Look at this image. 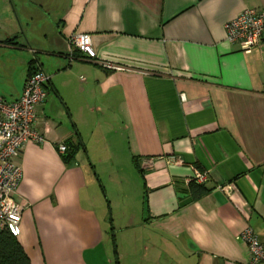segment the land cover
Listing matches in <instances>:
<instances>
[{
  "label": "crops",
  "instance_id": "crops-1",
  "mask_svg": "<svg viewBox=\"0 0 264 264\" xmlns=\"http://www.w3.org/2000/svg\"><path fill=\"white\" fill-rule=\"evenodd\" d=\"M249 7L264 0H0V95L50 76L34 125L47 141L17 158L31 264L248 261L237 234L264 239V38L245 52L225 25ZM103 164L125 179L114 198L98 187ZM196 169L209 178L191 187Z\"/></svg>",
  "mask_w": 264,
  "mask_h": 264
},
{
  "label": "built area",
  "instance_id": "built-area-1",
  "mask_svg": "<svg viewBox=\"0 0 264 264\" xmlns=\"http://www.w3.org/2000/svg\"><path fill=\"white\" fill-rule=\"evenodd\" d=\"M225 29L228 42L239 45L245 52H251L261 45L264 38V10L245 8L226 23ZM70 42L89 57L98 56L91 34L75 32ZM49 82L48 73L37 69L29 75L19 99L8 101L0 95V227H6L15 236L21 232L23 214L27 207L25 201L17 199L18 188L24 179V170L17 163V158L26 142L47 141L46 134L40 133L34 125L38 118V107L48 95L46 87ZM68 149L66 143L58 145L61 154L67 153ZM177 160L174 156L171 158V161ZM153 163V158L144 157L141 160L143 168L151 167ZM208 178V173L196 169L194 177L185 183L204 184ZM234 188L233 183L217 186L218 190L227 194L233 193ZM237 239L248 248L249 259L245 264H264V239L252 227L248 226L239 232Z\"/></svg>",
  "mask_w": 264,
  "mask_h": 264
},
{
  "label": "trees",
  "instance_id": "trees-1",
  "mask_svg": "<svg viewBox=\"0 0 264 264\" xmlns=\"http://www.w3.org/2000/svg\"><path fill=\"white\" fill-rule=\"evenodd\" d=\"M70 151L69 147L67 153L63 154L65 160L68 162L74 156V152ZM141 171L145 174L143 169ZM198 185L202 184L192 183L191 187ZM0 264H31L30 257L18 237L6 227H0Z\"/></svg>",
  "mask_w": 264,
  "mask_h": 264
},
{
  "label": "rangeland",
  "instance_id": "rangeland-1",
  "mask_svg": "<svg viewBox=\"0 0 264 264\" xmlns=\"http://www.w3.org/2000/svg\"><path fill=\"white\" fill-rule=\"evenodd\" d=\"M101 167H102V174L100 175V180H101V184H102V186H104V188L102 187V186H100V184H98V187H100L101 188V190L104 192V190H105V192L106 191H109L110 192V194H111V197H113L114 198V196H116L113 192H117L118 190H119V186H120V184H121V182H122V180H124L125 181V179H122L120 176H118V175H110V173H109V171H107V169H106V164H103V165H101ZM134 176L132 175V173L131 172H129L128 173V181H129V186H130V188L131 187H134L135 185H136V183H135V181H136V176H135V178H133ZM125 183V182H124ZM104 192V193H105ZM105 196H106V198H107V195H109L108 194V192H106V194H104ZM110 197H108V199H109ZM110 200V199H109ZM116 210V214H117V212H118V210L117 209H115ZM119 214V213H118ZM110 216H111V218L112 219H114V211H113V209L111 208V210H110ZM116 243V245H117V247L115 246V248H116V250L118 251L119 250V248H118V244H117V242H115ZM119 261V259H117V262ZM131 262L133 263V257L132 258H129V264H131Z\"/></svg>",
  "mask_w": 264,
  "mask_h": 264
}]
</instances>
